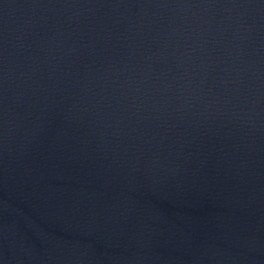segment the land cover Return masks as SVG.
Segmentation results:
<instances>
[{"label":"water","instance_id":"95a60500","mask_svg":"<svg viewBox=\"0 0 264 264\" xmlns=\"http://www.w3.org/2000/svg\"><path fill=\"white\" fill-rule=\"evenodd\" d=\"M0 264H264V0H0Z\"/></svg>","mask_w":264,"mask_h":264}]
</instances>
